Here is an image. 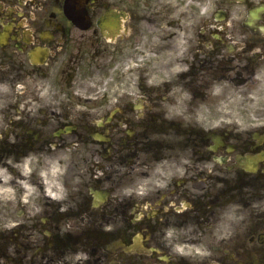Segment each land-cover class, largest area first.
Listing matches in <instances>:
<instances>
[{
    "label": "flooded vegetation",
    "instance_id": "obj_1",
    "mask_svg": "<svg viewBox=\"0 0 264 264\" xmlns=\"http://www.w3.org/2000/svg\"><path fill=\"white\" fill-rule=\"evenodd\" d=\"M0 186V264H264V0H0Z\"/></svg>",
    "mask_w": 264,
    "mask_h": 264
}]
</instances>
